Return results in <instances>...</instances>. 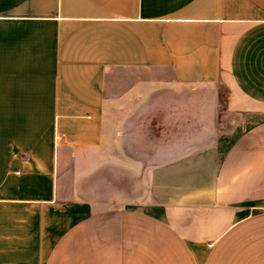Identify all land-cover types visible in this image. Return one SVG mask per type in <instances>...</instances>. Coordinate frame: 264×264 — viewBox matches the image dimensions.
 I'll return each instance as SVG.
<instances>
[{
	"label": "crops",
	"instance_id": "1",
	"mask_svg": "<svg viewBox=\"0 0 264 264\" xmlns=\"http://www.w3.org/2000/svg\"><path fill=\"white\" fill-rule=\"evenodd\" d=\"M0 120V264H264V0H0Z\"/></svg>",
	"mask_w": 264,
	"mask_h": 264
},
{
	"label": "rangeland",
	"instance_id": "2",
	"mask_svg": "<svg viewBox=\"0 0 264 264\" xmlns=\"http://www.w3.org/2000/svg\"><path fill=\"white\" fill-rule=\"evenodd\" d=\"M9 124L10 123L7 122V120H0V175L4 173V170H6L5 162L7 161V155L11 153L12 156V150H11L12 146L9 147V142L11 141L12 136L7 134L6 131L4 130V128L5 127L7 128ZM110 147L111 148L108 151V154L111 161L110 163H107L108 168L107 171L104 173L107 195L110 194L112 195L113 182H114V173L112 167V155H113L112 145ZM10 159H12V157H10ZM26 260H27V264H30V262L31 264H36L37 258H26Z\"/></svg>",
	"mask_w": 264,
	"mask_h": 264
}]
</instances>
